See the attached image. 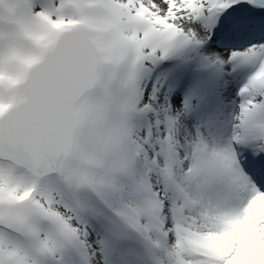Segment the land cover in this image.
Returning a JSON list of instances; mask_svg holds the SVG:
<instances>
[{
    "label": "snow or ice",
    "instance_id": "snow-or-ice-1",
    "mask_svg": "<svg viewBox=\"0 0 264 264\" xmlns=\"http://www.w3.org/2000/svg\"><path fill=\"white\" fill-rule=\"evenodd\" d=\"M0 264H264V0H0Z\"/></svg>",
    "mask_w": 264,
    "mask_h": 264
}]
</instances>
